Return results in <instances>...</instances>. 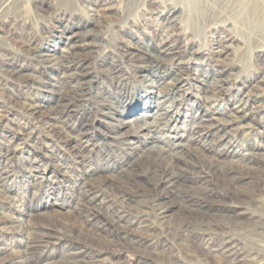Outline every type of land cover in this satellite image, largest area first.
I'll list each match as a JSON object with an SVG mask.
<instances>
[{"label": "rangeland", "instance_id": "374dc122", "mask_svg": "<svg viewBox=\"0 0 264 264\" xmlns=\"http://www.w3.org/2000/svg\"><path fill=\"white\" fill-rule=\"evenodd\" d=\"M227 1L207 0L198 15L187 0H0V185L3 198L17 202L12 206L0 198V213L33 214L23 217L33 235H18L17 222L2 220L0 264H264V44L254 36L249 42L223 4ZM168 9L177 18L165 31L155 13ZM91 10L97 24L89 34L75 36L84 42L75 54L78 50L97 80L86 99L72 102L75 111L66 120L65 133L86 132L75 152L74 142L51 126L52 120L41 118L54 105V95L46 93L40 113L27 110L40 92L25 74L43 78L54 71L34 51L54 42L63 26L77 30V24H89ZM226 37L233 46L217 52L222 46L216 41ZM164 43L184 61L188 83L162 98L170 115L180 117L159 134L167 145L176 139L174 133L182 135L192 171L208 175L181 178V203L177 197H158L164 187L158 181L181 172L186 163L168 154H145L129 163L133 152L110 142L111 129L100 110L112 101L118 121L127 109L137 110L136 119L146 118L149 100L141 95L151 86L142 84L146 63L132 53L146 46L154 52ZM221 68L230 74L216 77L231 79L225 80L223 94L208 102L219 110L208 124L226 121L245 85L253 96L247 109L256 106L250 127L243 136L240 130L229 131L224 140L218 132L207 133L210 127L202 128L199 139H188L203 104L201 81L211 85L210 73ZM62 90L73 93L67 86ZM139 139L134 144L140 147ZM119 167L125 172L117 173ZM94 193L99 198L90 205ZM184 196L194 201L186 203ZM151 202L165 207L167 216H156ZM138 209L148 217L138 215ZM47 231L60 237L46 241L41 234Z\"/></svg>", "mask_w": 264, "mask_h": 264}, {"label": "bare ground", "instance_id": "6f19581e", "mask_svg": "<svg viewBox=\"0 0 264 264\" xmlns=\"http://www.w3.org/2000/svg\"><path fill=\"white\" fill-rule=\"evenodd\" d=\"M220 1L223 2V0ZM187 2L188 5L194 10V12H196L198 15H202L207 0H187ZM223 4L229 9L230 12H232L234 19L242 27L249 42L253 41L252 36H254L258 41L264 44V0H228L227 3ZM155 14L157 18H160L162 19V21H164V25L162 24V28L165 31H167L174 25L177 18L175 10L173 9H168L164 12L159 11ZM87 15L89 16V24H77V30L67 29L63 26L59 31L60 35L56 37V40L54 42H50L43 49L38 48L34 51L33 54L40 60V62L46 68L52 69L54 71H46L43 78L25 74V77H29L31 79L30 84L33 85L32 88L38 89L40 92L38 97L39 101L26 104L27 110L32 114L40 113V108L45 105L46 102L44 101L48 98V95L46 93L54 95V105L52 104L53 106L51 108L49 107L50 109H48L46 112L42 111L40 115L42 120L45 122H49V120H52L53 123H51L50 125L54 126V128L61 129L64 133L66 131L65 127L69 125L66 120H68L67 118L69 116L71 117V113L75 111L72 102L77 101V98L86 99V96L90 95L89 93L94 90V84L97 80V75L93 74L89 70L86 60L83 57H80L81 55L78 54V50L77 55L75 54L76 46H80V44L83 42L82 40L77 42L75 36L78 34H89V32L91 31V27L93 28L97 24L95 20L97 13L94 10L89 11ZM216 43H219L220 47L222 46V49L217 52L226 53V49L233 46V39H231L230 37H226L217 40ZM59 45L61 46L57 48ZM139 50L140 53L134 52L132 54L136 56L135 58L137 60L146 63L144 65L145 70L141 75L142 84L147 88L151 86L149 90L147 89V91H145L144 95H141L142 97L145 96V99L147 101L149 100V102L146 103L147 105L144 106L145 109L142 108L144 110L143 114L146 115V118L140 117L136 119V116L133 114H135L137 110L127 109L125 111H120L123 118L118 121L115 117V112H118V107L114 106L112 104L113 102L109 100L110 102L106 104L105 108L100 109L102 120L104 124H106L107 127H110L111 129V131H108V138L110 142L121 143V145L127 147L133 152V159H131L129 163L133 164V162H135L137 158H140L145 154L156 156L168 154L172 159H179L186 163L187 167L182 169L181 172H170V174L161 177L158 181L164 185V187L158 192V197H177L176 202L181 203L182 197L177 191V189L182 187L184 184V181H181V178H186V176H184L186 173H188L190 176H201L204 179H206L208 176L207 174L201 175L198 171H192L191 167H193V163L189 160V157V159H186V156H188L185 155L186 153L183 154V151H185L187 147L186 143L182 142V135H177L174 133L173 137L176 139L173 141V143H171V145H167L162 140L159 134L160 129H164L166 126H169V123L173 121H178L180 117L179 115H177V113L175 114V116L173 114L170 115L171 111L169 108L167 109L168 106H162V101H165V99L162 98H167L171 92H180L184 89V87L187 86V70L186 72L182 71V69H185L186 66H184V61H181L180 55L178 54L177 50H173L172 47L170 45L168 46V44L166 43L159 46V48H156L154 52L151 51L148 46ZM14 64L16 63L13 62L9 65ZM218 70L216 69L212 73H210V82L212 83L211 85H206V80L201 81V90L204 96L202 98L203 104L198 108V117L196 118L197 120L191 125L192 127H190L189 129L191 130L192 134L188 137V139H199L200 133H202V130H204L202 128L206 129L208 127H213L212 129L208 128L210 130L206 129V132H218L220 140H224L229 131L240 130L239 134L240 136H243L245 129L250 127L251 115L252 112H254L256 106H252L253 109H247V105L250 100H253V96L250 94L248 86L245 85L240 86V91H242V93L240 94V97H238L237 102L229 108L230 113L226 121L218 122V124H208V121L214 120L213 114L219 112V110H216L217 108H214L213 105L209 104L208 102L210 100H216V96H221L223 94L222 92L225 91L226 88L224 84L227 83L225 80L229 78L227 77V75L225 79H222V77H216V74L219 72H227L226 68H221L219 71ZM227 74L229 75L230 73L227 72ZM38 83L40 85L43 84V86H36ZM63 86L69 87V89H71L73 93L65 94V91L62 90ZM43 92L45 94L44 96ZM157 97H161V100L156 99ZM175 99H177V97L174 96L173 100ZM141 101V99H138V102ZM138 102H136V104H138ZM135 107L137 108L138 105H135ZM148 117H151V120H148ZM134 120H137L138 123H135L136 121ZM119 128L124 129L119 131ZM65 134L67 135L68 140L74 142V147H72L74 148L75 152H79L86 132L82 130L79 135H70L67 132ZM139 137H142V145H140V147L134 144L136 140H140L141 142V139H139ZM208 145L210 146V144ZM240 153L243 154V152ZM250 155L254 156L256 154L251 153ZM121 171L125 172V168L119 167L116 170L117 173ZM87 192L89 191H86L85 193ZM3 195L4 191L2 186L0 185V198H3ZM98 198L99 194L96 193H94L92 196H89V204H96V200H98ZM187 198L188 197L185 196L183 197L184 202L187 203L194 201V199L188 198V200ZM3 199H6L8 202H10L12 206H16L17 202L14 199H11L9 197H4ZM197 200H202V198ZM99 201L102 202V198H100ZM150 205L156 211L155 215L160 219H163L167 216L165 207L159 204H153L152 202ZM22 213L23 216L20 214L16 217H9L6 214L0 213V224L2 223V220L17 222V226L13 228L15 233H17L18 235L24 234L25 236L33 235V228L28 225V222L27 224H24L26 222H24L23 219L24 216L29 219L31 216H33V214L30 211H22ZM136 213L138 215L148 217V213L144 209H138ZM237 214H241V212H238ZM25 221H27V219ZM0 230H2L1 225ZM41 236L46 238V241L48 239H56L60 237V235L49 231L42 232ZM0 248H3V246H0Z\"/></svg>", "mask_w": 264, "mask_h": 264}]
</instances>
